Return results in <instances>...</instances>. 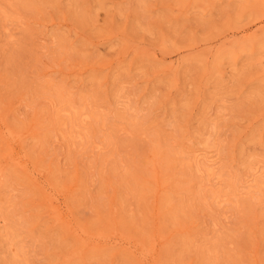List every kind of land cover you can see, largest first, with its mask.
Returning <instances> with one entry per match:
<instances>
[{
  "label": "rangeland",
  "instance_id": "rangeland-1",
  "mask_svg": "<svg viewBox=\"0 0 264 264\" xmlns=\"http://www.w3.org/2000/svg\"><path fill=\"white\" fill-rule=\"evenodd\" d=\"M0 264H264V0H0Z\"/></svg>",
  "mask_w": 264,
  "mask_h": 264
},
{
  "label": "bare ground",
  "instance_id": "bare-ground-1",
  "mask_svg": "<svg viewBox=\"0 0 264 264\" xmlns=\"http://www.w3.org/2000/svg\"><path fill=\"white\" fill-rule=\"evenodd\" d=\"M6 28H7V27H6ZM10 33H11V32H10ZM66 110H67V109H66ZM69 115H70V114H69ZM82 119H83V118H82ZM77 124H78V123H77ZM77 124H76V125H77ZM75 135H76V134H75ZM210 165H211V164H210ZM254 170H255V169H254ZM118 243H119V242H118Z\"/></svg>",
  "mask_w": 264,
  "mask_h": 264
}]
</instances>
